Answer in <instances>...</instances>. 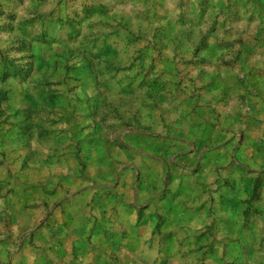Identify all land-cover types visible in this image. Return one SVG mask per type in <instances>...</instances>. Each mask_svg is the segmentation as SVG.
I'll return each instance as SVG.
<instances>
[{"label":"rangeland","instance_id":"rangeland-1","mask_svg":"<svg viewBox=\"0 0 264 264\" xmlns=\"http://www.w3.org/2000/svg\"><path fill=\"white\" fill-rule=\"evenodd\" d=\"M261 116L264 0H0V264H264Z\"/></svg>","mask_w":264,"mask_h":264},{"label":"crops","instance_id":"crops-1","mask_svg":"<svg viewBox=\"0 0 264 264\" xmlns=\"http://www.w3.org/2000/svg\"><path fill=\"white\" fill-rule=\"evenodd\" d=\"M253 117H260L259 115H255V116H253ZM262 117V116H261ZM231 118V120H233V122L234 123H236V124H238L239 126H241V130H243V132L245 131V127H246V125L244 124V122H245V119H241V123H240V118L239 117H230ZM262 120H263V122H264V116L262 117ZM255 123V122H254ZM242 127H243V129H242ZM257 131H264V125H256V124H254V132H257ZM260 136V135H259ZM254 139H255V137H254ZM38 216V215H37ZM70 217V216H69ZM69 217H67L66 219H69ZM36 218V217H35ZM68 226H70V224L68 225ZM72 226H70V228H71ZM72 230V229H71ZM76 245V244H75ZM77 246V245H76ZM53 261V260H52ZM32 264H33V262H32ZM49 264H51V263H49Z\"/></svg>","mask_w":264,"mask_h":264}]
</instances>
